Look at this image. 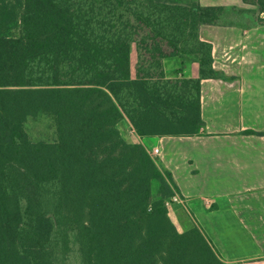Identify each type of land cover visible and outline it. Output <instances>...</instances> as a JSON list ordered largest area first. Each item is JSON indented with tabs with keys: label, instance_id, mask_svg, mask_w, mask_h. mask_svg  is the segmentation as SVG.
Segmentation results:
<instances>
[{
	"label": "trees",
	"instance_id": "trees-1",
	"mask_svg": "<svg viewBox=\"0 0 264 264\" xmlns=\"http://www.w3.org/2000/svg\"><path fill=\"white\" fill-rule=\"evenodd\" d=\"M241 1L0 0V264H225L184 207L173 220L170 173L120 125L203 133L201 81L226 77L199 30L264 26V0ZM173 57L196 76L167 78ZM40 115L52 141L26 131Z\"/></svg>",
	"mask_w": 264,
	"mask_h": 264
},
{
	"label": "crops",
	"instance_id": "crops-1",
	"mask_svg": "<svg viewBox=\"0 0 264 264\" xmlns=\"http://www.w3.org/2000/svg\"><path fill=\"white\" fill-rule=\"evenodd\" d=\"M196 1L245 8L241 0ZM199 37L212 46L213 69L226 77L201 81L203 133L152 137L147 150L159 149L156 164L170 173L181 199L175 204L225 264H264V26L241 16L235 26H201ZM163 65L167 78L179 70L184 78L197 74L187 58H168ZM134 135L128 142H140Z\"/></svg>",
	"mask_w": 264,
	"mask_h": 264
},
{
	"label": "rangeland",
	"instance_id": "rangeland-1",
	"mask_svg": "<svg viewBox=\"0 0 264 264\" xmlns=\"http://www.w3.org/2000/svg\"><path fill=\"white\" fill-rule=\"evenodd\" d=\"M130 61H131V69H132V73H133V68L134 65L136 63V55H135V51L134 48L132 47L131 53H130ZM120 130L122 135L125 137V139L127 141H133L136 140L137 138L135 137V135L133 133L130 132V128L129 125L126 123H122L120 125ZM26 131L30 137V139L32 141H40V140H44V141H52L55 138V129L53 126V122L52 119L47 117L46 115H40L39 118L35 119V120H29L26 123ZM153 138H142L140 139L141 144H143V146L146 149H150V145H149V141L152 140ZM156 186L154 185L153 188V193L155 194V189ZM179 204H173L170 206L171 208V216L173 218V220L175 221V217L174 214L172 213V208ZM181 206V205H179Z\"/></svg>",
	"mask_w": 264,
	"mask_h": 264
},
{
	"label": "built area",
	"instance_id": "built-area-1",
	"mask_svg": "<svg viewBox=\"0 0 264 264\" xmlns=\"http://www.w3.org/2000/svg\"><path fill=\"white\" fill-rule=\"evenodd\" d=\"M131 133L134 134L135 132L132 130ZM149 153H150L151 157H152L154 160H156V159H155L156 156L159 155V149H158V148H154V149H153L151 152H149ZM180 201H181V199L179 198V196H178L177 194H174V196L171 197V198L165 203V205H166V207L170 208V206H171L172 204L179 203Z\"/></svg>",
	"mask_w": 264,
	"mask_h": 264
}]
</instances>
